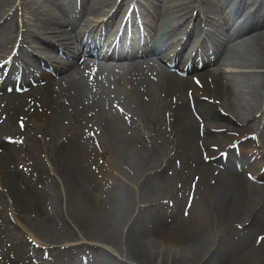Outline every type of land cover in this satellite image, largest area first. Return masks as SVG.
Returning <instances> with one entry per match:
<instances>
[{
    "label": "bare ground",
    "instance_id": "6f19581e",
    "mask_svg": "<svg viewBox=\"0 0 264 264\" xmlns=\"http://www.w3.org/2000/svg\"><path fill=\"white\" fill-rule=\"evenodd\" d=\"M115 1L52 0L54 10L49 13L51 17L42 32V35H49L46 37L49 41L40 40L41 51L21 59L23 68L16 63L12 65L9 69L10 87L0 89V141H34L26 133L29 130L43 131L49 123L54 126L65 123L72 125L76 132L70 141H99L106 134L118 141H129L136 138V124L132 114L124 107L120 111L115 109L118 104L115 102L120 99L131 102L137 107L135 112L138 119L149 118L152 106L159 107L165 103L161 108L168 115L166 121L163 118L158 125L165 122L160 140L178 141V150L185 168L193 169L201 176V180L188 193V201L179 205L173 213L168 214L162 209L152 210L148 224L140 216L144 214L139 213L140 219L136 218L126 230L129 260L136 264H157L151 252L156 244L154 242L163 241L168 245L171 243L190 248L194 257L187 260L183 257L171 260L157 258L158 264H201L199 260L207 245L204 226L208 222L209 212L223 226L235 223L242 225L244 221L249 223L239 232L240 239L233 243L234 247L229 241H222L220 249L203 264H264V251L256 252L264 249V184L259 183L264 180L261 165L264 159H256L257 144L253 143L247 157L241 155L237 159V163H243L239 169L233 166L229 158L225 170L202 161L198 148L199 141L207 147L202 152L205 161L209 157L208 151L222 142L224 147L221 151L227 152L226 148L235 147L236 142L246 133H253L260 118L264 117V0H226L223 4H217L215 0H181V7L191 18L213 25L214 15L221 18L224 25H230V29L235 28V31L231 33L229 29L215 38H205L200 33L197 38H193L191 35L194 31L188 30L186 41H178L181 50L173 59L165 60L162 67L153 59H159V53L155 54L151 50L124 52L112 48L99 52L97 40L86 42L85 34L73 36L54 27L55 10L64 12L77 5L80 12L105 18L102 20L104 34L115 18L116 21L118 19V26L119 20H126L129 11L124 5L127 1L147 3L154 9L158 19L160 17L163 22L172 23L169 12L175 8L172 6L175 0H121L117 5ZM11 2L0 0V8L6 9L7 13L10 11L9 16L14 13ZM30 11L34 13L35 9L30 7ZM240 11L246 16L243 22L235 20ZM27 26L29 28L30 25ZM89 26V23H85L82 28ZM131 27H134V31H141V26L133 22L125 26L124 30L130 31ZM14 35L16 38L20 35L14 21L8 26L0 23V55L10 51ZM58 35L62 37L66 51L75 42L79 46L86 45L85 49L70 64L57 68L44 81L36 83L40 79L34 80L32 75L38 73L41 65L54 53L52 40ZM32 36L33 32L29 29L22 32V42L27 43ZM154 36V40L162 46L163 41L159 35L155 33ZM244 47L250 48L249 53ZM187 51L195 54L189 66L181 61ZM65 56H68L67 53ZM218 61L222 65L262 71L225 73L219 64L216 72L209 69L212 63ZM111 107L114 108L107 109ZM217 108L222 112L228 111L236 120L231 117L222 118ZM261 110L260 117L258 113ZM94 129H102V135L99 136ZM80 152V146L73 152L60 151L55 160L56 171L67 185L68 209L72 211L66 215L69 222L64 216L66 211L57 213L52 208L53 200L46 186L34 183L37 176L40 181L43 178L37 175L39 162L32 158L36 156L30 154V157L24 151L20 142L0 145V187L8 190V195H5L13 199L16 209L24 215L34 213L43 221L39 227L46 229L50 241L65 238V235H58V225L61 219H65L67 224H74L85 239L115 245L118 237H122L121 227L126 217L115 212L118 203L114 202L110 191L106 196L98 197L90 190L86 182L90 175L81 164ZM210 152L215 156V152ZM249 154L256 160L251 162ZM156 159L157 156H153L149 166H153ZM167 165L171 166L172 161L169 160ZM213 172L217 175L213 178L214 184L209 183ZM165 176L163 172L152 177L146 184L147 191L153 193L156 186L165 180ZM90 214L96 216L95 220L83 217ZM0 217H3L1 211ZM7 225V220H1L0 234ZM52 231L54 234L50 233ZM147 242L153 243V246L147 248ZM92 249L94 251L90 258L95 264H127L109 251L104 252L95 247ZM66 253H71V250ZM8 260V255L0 251V264H8Z\"/></svg>",
    "mask_w": 264,
    "mask_h": 264
},
{
    "label": "rangeland",
    "instance_id": "374dc122",
    "mask_svg": "<svg viewBox=\"0 0 264 264\" xmlns=\"http://www.w3.org/2000/svg\"><path fill=\"white\" fill-rule=\"evenodd\" d=\"M24 1L25 4H23V8L26 12V10H28L29 0ZM219 2L222 3L221 0H219ZM173 6L179 8L178 2L175 1ZM92 18L94 17L92 16ZM244 49L249 53L250 48L248 49V47H244ZM217 66L218 62L211 65L210 68L215 70V67ZM219 67L222 71L227 73L251 71L249 69L232 67L229 64H220ZM115 103H118L115 105L117 111L122 110V107H124L132 114L137 127V133L135 134L136 138L129 141H118L112 137L111 139L104 136L103 138L101 137L102 139L100 138L99 141L98 139L85 141V145L80 146L82 152H80L79 157L82 158L81 164L87 170L88 175H90V178L86 179V182L89 184L90 190H93L98 197L106 196L105 194L108 192V188H111L112 186L115 188V193L113 192L112 196L114 202H117L118 205L115 206L114 209H116V211H114L121 216L124 215L126 220H124V224L121 227L122 237H118V241L114 245L116 250L114 251V255L121 260L127 261L128 264H134L129 260L130 255L125 242L126 230H128V228L134 223L136 218L137 220L140 219V216L142 220L148 224L150 220L149 215H146L143 212L152 214L151 210L152 207L156 206V202L158 203L157 205H163L169 204L170 202L177 203L176 198L180 200L176 194V182L173 180L162 185H157L156 193L153 197H151L152 193L146 189L147 182L150 181L152 177L158 176V173L161 172L162 168H160V166L163 161L167 160V155H171L174 153V149H177L178 141H170L169 139L168 141L160 140L161 136L159 133L162 129L161 125L159 127L158 125L163 119V116H165V113L161 108L165 103L160 104L159 107L152 106L150 109V117H144L141 120L138 119V114L135 112L137 107H134L131 102L125 99H120ZM112 108L114 107L107 109ZM94 131L98 133L99 136L103 133L102 129H94ZM74 132L76 131L70 124L60 126L48 124L43 131L36 130L35 133L33 131L31 132L34 141H25V144L27 142L31 152L41 158V162L43 163L42 174L45 175L48 180V182H46L47 187L51 188V190L54 188L55 190L57 196L55 197L56 199H54L55 202H52V207H54V210L59 209L63 212L66 211L64 212V216L67 215V212L72 213V211L68 209V196L66 194L67 185L66 183H63L57 175L55 160L60 153L61 146L71 144V141H67V137L74 134ZM92 135H95V133ZM261 138L264 139L263 137ZM155 155L157 156L156 161L153 166H149V163L152 162V157ZM160 161L161 164H158ZM189 162L192 164L191 160ZM175 175L176 171H173L170 176L174 177ZM171 182L172 184L170 187L169 185ZM182 191L184 190L182 189ZM127 192L130 194L127 195ZM1 207L2 206H0V208ZM3 211L6 212L7 217L10 219V212L8 214L6 208H4ZM138 213H143L144 215L138 216ZM83 217L95 220L96 216L94 217L90 214ZM26 221L30 225H33L39 232L37 234H40L41 236V240L39 239L41 244L50 243L47 241L48 238L44 232H42L38 226L39 224L41 226L43 221H38L32 217H27ZM58 227L59 236L65 235L64 237H70V239H72L79 234L75 229L76 227H74V224L69 225L65 223L64 219H61ZM50 233L54 234V231ZM6 235L7 238L1 233L3 241L0 244V249L5 248L10 254L8 255L10 258H17L16 260H18V257L24 258L29 254H37L42 258L43 249L31 245L25 233L22 232L19 227L7 232ZM72 240H70V242H72ZM207 242L210 243L209 249H211V254V251L214 250L217 243L211 223L208 225ZM154 243L156 244L151 254L155 255L154 262L157 264L159 263V259L157 258L171 260L175 257H183L184 260H187L190 256H193V251L188 248L174 246L171 245V243L168 245V243L162 241ZM50 244L56 245L60 243L54 242ZM152 246L153 243H148L146 247L150 248ZM14 249L19 252L18 255ZM206 259L207 257L201 261V264H203ZM18 264L23 263L20 262ZM31 264H34V262Z\"/></svg>",
    "mask_w": 264,
    "mask_h": 264
},
{
    "label": "snow or ice",
    "instance_id": "6c2138e0",
    "mask_svg": "<svg viewBox=\"0 0 264 264\" xmlns=\"http://www.w3.org/2000/svg\"><path fill=\"white\" fill-rule=\"evenodd\" d=\"M0 67H2V66H0Z\"/></svg>",
    "mask_w": 264,
    "mask_h": 264
}]
</instances>
